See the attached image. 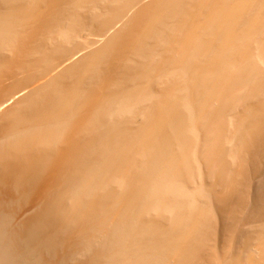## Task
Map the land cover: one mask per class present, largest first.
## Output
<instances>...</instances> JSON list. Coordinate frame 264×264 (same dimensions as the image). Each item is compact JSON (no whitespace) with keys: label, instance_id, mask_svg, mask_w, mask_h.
Listing matches in <instances>:
<instances>
[{"label":"bare ground","instance_id":"bare-ground-1","mask_svg":"<svg viewBox=\"0 0 264 264\" xmlns=\"http://www.w3.org/2000/svg\"><path fill=\"white\" fill-rule=\"evenodd\" d=\"M0 264H264V0H0Z\"/></svg>","mask_w":264,"mask_h":264}]
</instances>
